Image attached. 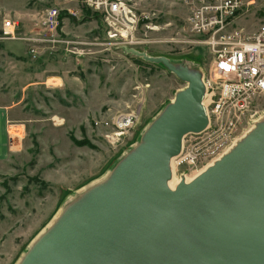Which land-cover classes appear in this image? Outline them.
<instances>
[{
    "label": "rangeland",
    "instance_id": "374dc122",
    "mask_svg": "<svg viewBox=\"0 0 264 264\" xmlns=\"http://www.w3.org/2000/svg\"><path fill=\"white\" fill-rule=\"evenodd\" d=\"M246 1L252 4L243 8L237 26L253 32L264 23V0ZM52 7L61 11V41L55 43L45 41L43 27L44 13ZM136 9L147 18L133 34L137 43L125 44L110 42L102 19L80 0H0V100L7 101L11 92L21 101L11 121L14 151L0 161V264H19L66 208L109 177L187 86L162 64L141 60L129 49L176 62L194 59L205 81L213 78L208 50L178 42L188 36L184 0H139ZM7 19L17 22L15 38L3 32ZM13 60L22 61L34 78L14 80L8 63ZM222 83H213L214 102L207 97V128L183 139L181 153H194L196 160L180 164L176 158V178L215 163L264 121V97L237 111L233 99L222 97ZM134 111L138 121L113 140L114 118Z\"/></svg>",
    "mask_w": 264,
    "mask_h": 264
},
{
    "label": "water",
    "instance_id": "95a60500",
    "mask_svg": "<svg viewBox=\"0 0 264 264\" xmlns=\"http://www.w3.org/2000/svg\"><path fill=\"white\" fill-rule=\"evenodd\" d=\"M187 83L102 183L71 204L19 264H264V121L174 190L170 161L209 124L203 73L129 49Z\"/></svg>",
    "mask_w": 264,
    "mask_h": 264
},
{
    "label": "built area",
    "instance_id": "2783aa9c",
    "mask_svg": "<svg viewBox=\"0 0 264 264\" xmlns=\"http://www.w3.org/2000/svg\"><path fill=\"white\" fill-rule=\"evenodd\" d=\"M84 7L100 17L105 25L106 37L110 42L137 43L134 32L141 18L136 4L139 0H80ZM188 9L184 31L188 34L178 42L202 46L210 55L209 73L213 81H203L206 96L213 101L216 89L214 81L222 80V97L228 96L232 101V109L247 111L255 98L264 97V23L256 31L249 32L237 26V20L243 8L252 4L246 0H184ZM72 13V11H70ZM61 11L57 7L46 10L43 16V27L46 42L61 41L58 27ZM17 22L4 21L3 32L10 38L16 37ZM157 29V26L150 27ZM218 88V87H217ZM211 89V91H210ZM212 89H214L212 91ZM210 91V94L208 93ZM204 98V100H205ZM217 102V108L220 107ZM224 110V106L221 107ZM208 117L211 120L206 105ZM220 114V111H219ZM137 112L122 113L114 118L113 140L121 139L138 121ZM209 120V121H210ZM108 124V123H107ZM178 163H194L196 154L183 152L177 156Z\"/></svg>",
    "mask_w": 264,
    "mask_h": 264
},
{
    "label": "crops",
    "instance_id": "0c3cea01",
    "mask_svg": "<svg viewBox=\"0 0 264 264\" xmlns=\"http://www.w3.org/2000/svg\"><path fill=\"white\" fill-rule=\"evenodd\" d=\"M8 63L9 68L14 69V80H16L17 75L23 80H27L28 78H34L35 74L33 75L30 71H25V65L22 61L13 60ZM8 71L10 72L11 70ZM16 72L18 73L16 74ZM30 84L32 83H28L27 86H24V88L28 87V85ZM14 94L15 93L11 95V92H9L7 96V101L0 100V161L7 160L11 152L14 151V139L10 134L11 121L16 120L17 107L21 102L17 101L16 98L13 97Z\"/></svg>",
    "mask_w": 264,
    "mask_h": 264
},
{
    "label": "bare ground",
    "instance_id": "6f19581e",
    "mask_svg": "<svg viewBox=\"0 0 264 264\" xmlns=\"http://www.w3.org/2000/svg\"><path fill=\"white\" fill-rule=\"evenodd\" d=\"M208 96V95H207ZM207 96H206V98H205V100H204V105H205V107H206V103H207ZM210 120V119H209ZM256 125V124H255ZM255 125H253L254 127H255ZM177 157H173L172 159H171V161H170V164H169V166H170V169H171V173H172V177L170 178V180L168 181V185H169V187L172 189V190H174L175 188H176V186L179 184V182L183 179V178H181V179H179V178H176L175 176H174V168H175V160H177L176 159ZM178 162V161H177ZM212 165V164H211ZM210 166V165H209ZM209 166H206V167H204L203 169H201V170H199L197 173L195 172V174H193V175H191V176H186V178L184 177V180H185V182H190V181H192L195 177H197L199 174H201L203 171H205V169H207V167H209ZM177 174V173H176Z\"/></svg>",
    "mask_w": 264,
    "mask_h": 264
},
{
    "label": "trees",
    "instance_id": "16d2710c",
    "mask_svg": "<svg viewBox=\"0 0 264 264\" xmlns=\"http://www.w3.org/2000/svg\"><path fill=\"white\" fill-rule=\"evenodd\" d=\"M96 16H97V15H96ZM141 60H144V59L142 58ZM187 60L190 62V64L185 62L186 64H188L191 68L198 69V67H197L195 64H193V63H196L194 59H188V58H187ZM172 61H173V60H172ZM146 62H147V61H146ZM174 62H176V61H174ZM181 62H182V61H181ZM183 62H184V61H183Z\"/></svg>",
    "mask_w": 264,
    "mask_h": 264
}]
</instances>
